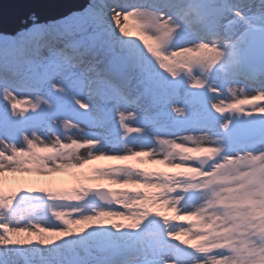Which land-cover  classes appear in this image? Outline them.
Segmentation results:
<instances>
[{"label": "rangeland", "instance_id": "obj_1", "mask_svg": "<svg viewBox=\"0 0 264 264\" xmlns=\"http://www.w3.org/2000/svg\"><path fill=\"white\" fill-rule=\"evenodd\" d=\"M240 1L243 0H178L179 7L188 8L191 13H184L190 15L186 21L161 9L162 0H89L85 10L56 22L58 30L48 29L47 23L31 22L13 36L0 33V49H8L7 59L18 61L23 76L34 83L32 92L45 94L42 98L46 101L39 105L19 103L11 96L14 92L9 84L0 77V140L7 142L15 135L22 139L19 147L8 145V151L0 150V264H112L126 252L127 245L120 243L126 240L123 230L128 221L143 220L146 232L158 235L162 229L158 214L172 210L175 197H205L203 201H208L219 189V183L231 176L244 175L237 185L252 186L247 196H238L237 210L243 222L237 226L231 223V214L223 212L224 206L219 202L212 201L214 206H208L211 212L224 219L229 228H254L252 215L264 218V134L254 141H239L230 135L235 113L264 116L263 108L251 101L240 106L233 102L220 123L227 127L221 128L218 123L217 127L212 125V130L214 147L227 144L229 150L241 145L255 148L252 159L234 157L230 165L225 161L218 168H204L197 160L208 153H196L189 158L192 169L176 173L174 185L162 180L150 184L154 172H164L153 160L158 157V150L165 159L177 158L183 152L155 141L159 139V127L165 126L161 114L169 115L173 123L185 115V124L208 125L219 115L206 109L213 92L207 80L218 79L228 90L229 84L222 77L226 71L242 67L249 76H263L249 73L242 56L245 33L259 28H244L239 18L246 12L264 14V9L261 4L257 5L259 10L232 5ZM29 20L38 19L31 15ZM169 20L182 34L193 36L200 44L212 45L198 50L190 48L183 57H173L181 35ZM213 29L221 34L215 39ZM47 36L56 42L46 45ZM94 48L101 53L107 51L112 64L88 73L84 68L89 62L83 64L81 60L85 50ZM41 49L44 55L39 59L36 54ZM110 73H121V78L130 81L147 103H156L157 118L133 109L119 92L123 86L110 78ZM194 74L198 75L193 84ZM198 77L202 82L195 84ZM179 83L190 86L179 96L174 94L173 100L182 98L183 104L167 108L162 100L164 93L173 95ZM241 83L247 84L245 80ZM247 85L252 91H264L263 83ZM200 89L207 93L204 104L194 101V94ZM112 95H116L117 101H112ZM122 107L131 111L125 113ZM81 108L86 112H80ZM132 116L140 118V123L125 122V117ZM66 124L75 128L73 136L61 131ZM181 125L184 123L169 126L181 130ZM77 129L88 134L82 135L83 131L76 132ZM57 130L63 138L56 143L43 136L44 132L55 135ZM81 141L98 143L101 148L81 150L77 147ZM135 145L137 148L129 152ZM160 146L164 147L159 149ZM115 148L125 151L123 165L112 166L106 158L107 149ZM130 153H136L139 164L135 165H140L143 172L133 171L135 161ZM91 157H95L94 161ZM103 188L108 190V196L100 194L99 198L112 197L115 207L91 203L89 194ZM78 201L84 209L103 212L77 226L80 220L73 215L79 209ZM16 217L20 226L13 227L10 222ZM107 217L117 222L116 228L113 222H107ZM114 228L116 231L111 234ZM196 228L202 232L207 226L199 223ZM261 229L264 230V220ZM187 233L194 235L189 229ZM198 234L200 241L212 236L210 232ZM259 237L264 241V233ZM174 250L179 258L185 249L180 246ZM261 255L263 246L252 247L247 253L230 252L214 264H264V260L257 259Z\"/></svg>", "mask_w": 264, "mask_h": 264}, {"label": "bare ground", "instance_id": "obj_2", "mask_svg": "<svg viewBox=\"0 0 264 264\" xmlns=\"http://www.w3.org/2000/svg\"><path fill=\"white\" fill-rule=\"evenodd\" d=\"M127 2V1H126ZM123 3H125L123 1ZM123 3L120 5L125 6ZM162 6L161 9L167 11L170 15H175L176 17L182 16L187 21L189 14L185 15L184 13H190L188 8L179 7L181 4L178 2V0H162L161 2ZM192 4H194L192 2ZM244 5L246 8L254 7V9H258L257 5L261 4L262 9H264V2L257 1L255 2L243 0L238 2H234L232 5ZM231 5V6H232ZM177 6V7H176ZM199 7V6H198ZM158 8V7H156ZM259 10V9H258ZM191 14V13H190ZM75 15V13L71 14V17ZM160 17V16H159ZM171 19V18H168ZM240 23L244 26V28H259V30L264 31V14L257 13L251 15L250 12H246L245 14L241 15ZM61 21V20H60ZM170 21V20H169ZM198 21H201L200 19ZM171 24L174 27V30L178 29L175 24L170 21ZM208 23V22H207ZM48 29H56L57 23H47ZM58 30V28H57ZM218 30H214L215 36L214 39L221 35L217 32ZM178 35H181V39L179 38L177 41V49L174 52V55H172L175 58H181L185 54L188 53V50L190 48H193L194 50L198 49H204L207 46H211L208 43L200 44L197 39H195L191 35H185L182 34V32H177ZM184 35V38H182ZM54 37V36H53ZM56 38V37H54ZM54 41V39L51 36H47L45 38L44 43L46 45H50ZM60 43V42H59ZM218 43V42H216ZM215 47H219V45H214ZM29 47V46H27ZM245 47V46H244ZM3 49H0V77L5 81V83L9 84V87L13 90V95L18 102L21 101H29L32 104H44L46 101L43 100L42 96L45 94H34L32 91H34V83L29 81L27 78L23 76L22 72V66L18 64V61L9 60L7 58L9 55L8 49L2 47ZM85 55L82 57L83 64L87 61L89 62L87 65V68H84L85 71L88 73L90 71H93L97 68H102L107 63L112 64V60L108 55V52L105 51V53H101V51L94 49H87L85 50ZM43 49L39 50L36 54L37 58H43ZM5 58V59H3ZM3 59V60H2ZM86 62V63H87ZM94 72V71H93ZM226 75L222 77L226 79L227 83L229 84L228 90L225 88V86L221 83V81H218V79L215 80H207L206 82L208 85L213 89V92L210 96V100L208 102V106L206 107L207 110L213 111L217 113L219 116L217 117V120L214 122H207L208 125H201V124H185L187 118H185V115H182L180 118L177 119L175 123L171 120L170 116L167 114H161L163 121L165 122V126L159 127L158 134L159 139L155 140L161 145H170L173 147V149H182L183 152L181 155H179L177 158L173 156H167L166 159L162 156L164 153L160 150H158V157L153 158V160H156L155 162L164 170H159L157 172H154V175L151 177L150 184L156 183L159 180H162L166 182L167 184H173L174 180L176 179V173L178 172H186L190 169H192V161L189 160V158H192L194 154L205 152L207 153L206 149L209 147H214V143L209 144H203L201 143L197 137L199 135H203L205 129L212 128V125L215 127L218 126V123L220 124L223 122V117H225L226 112L230 105L235 102L236 104L240 105H248V102L251 101L252 103L256 104L257 107H262V112H264V91H252L249 89L251 87L247 84H264V73L260 75H250L247 73V71L242 68H234L233 71H226ZM251 73V72H249ZM253 74V73H252ZM257 74V73H254ZM198 75V74H197ZM196 74L193 75V81L197 76ZM109 76V75H108ZM121 73H110V78H112L115 81H119L120 87L119 92L121 91L123 96L129 100L131 103V107L133 109H138L141 111H144L148 113L153 118H157V115L154 113L155 104L153 105L147 103L146 100H144L137 92V90L132 86V83L130 81H124V79L121 78ZM236 77V78H232ZM246 81L247 84H242L241 81ZM130 80V79H129ZM201 78L198 77L195 80V84H200ZM129 82L130 85L127 84ZM264 86V85H263ZM177 90H173V95L169 94L167 91L164 93L162 100L166 102L167 108L173 107L175 104L182 105L183 99L178 98L176 100H173L174 94L180 95V93L188 91L190 89L189 85H184L182 83L176 84ZM25 94H20L22 93ZM110 98H112V101L116 99V95H112ZM160 105V104H159ZM121 107V106H119ZM74 110H78L76 108H71ZM123 111L125 113L130 112L131 110H128L126 108H123ZM72 110V111H74ZM80 112H86V109L81 108ZM133 112V111H132ZM134 113V112H133ZM125 122L127 123H133L134 125L140 123V118L136 116L132 117H125ZM181 130L176 129L175 127H171L169 125H176V124H182ZM62 126L61 124L59 125ZM203 128V129H202ZM75 128L70 125L66 124L65 127H62L61 131H64L69 136H73V131ZM83 131L80 129H77L76 132ZM60 131H55V135H52L50 133L44 132L43 136H46V138H52L54 139L55 143L56 140L62 139V135L59 133ZM84 132V133H83ZM80 134H88L86 131H83ZM137 133H141V130H135ZM39 133H42L40 131ZM59 133V135H58ZM42 135V134H40ZM161 135L165 136L162 137ZM191 137V139H184L183 143L179 142V138L184 137ZM22 142V139L18 137L17 135L12 136L7 139V144L14 145L16 147H19ZM71 146H75L73 142H71ZM77 147L81 150L84 149H100L101 146L98 145V143L94 142H80L77 144ZM164 146H160L159 149H161ZM137 148V145L133 146L131 149L129 148V152L132 151V149ZM126 150V149H125ZM164 150V148H163ZM255 151V148H246L241 145L240 148H235L229 150V153L227 156L219 158L217 167H220L222 163L225 161L228 162V165L232 164L234 157L235 158H248L252 159L253 156L251 155ZM106 158L111 161L112 166H118L123 165L126 160L123 158L122 155L125 154L124 149L118 148L116 150L113 149H107L106 152ZM123 153V154H122ZM131 154V160H133V171L139 172L144 171L139 164L138 158L133 154ZM139 155V154H138ZM141 155V152H140ZM148 155H150V152H148ZM153 156V155H151ZM162 157V158H161ZM94 161L95 157H91ZM141 164V163H140ZM106 174H108L106 172ZM244 178V175H238L228 177L227 179L223 180L219 183V186L214 194L208 198V201H203L205 197H201L202 199H199V197L194 198H187V197H175L176 203L173 205V209L165 214H158V220L161 221V232L158 235H154L151 233L146 232L145 229V223L143 220L139 219H133L131 221H128L127 228L123 230L124 238L126 240H121L120 245L125 246L124 249L126 252L122 254L117 260L112 262V264H214L216 261H218L220 258L225 257L230 252H241L244 251L247 253L250 248L252 247H264V241H262L259 237L260 234L264 233V230L261 229L262 222L264 220L263 216H257L252 215L251 220L255 222V227L251 228L250 226H247L246 228H229L227 224H225L224 219H220L217 216H215L210 208H208L209 205H213L212 201L222 203L224 206L223 212H228L232 216L231 223L234 225H238L240 222H243V217L241 214H238L237 208L240 206V202H238L239 197H245L249 193L252 192V186L251 184L247 183L244 186H238V182L242 181ZM256 184H260V182H256ZM136 193V191H135ZM239 196V197H238ZM76 205L78 206V210L74 213L73 218L79 219L77 221L76 225H82L85 221H89L93 215H99L101 210H88L84 209V204H82L80 201L76 202ZM242 205V203H241ZM19 217L14 218L10 225L13 227L20 226V221L18 219ZM112 217H107V222H113L115 224L116 228V221H111ZM40 220V219H38ZM262 220V221H261ZM199 223H204V225L207 226V228L204 229L206 232L211 233V237L203 239V241H200L198 237V233L205 234L206 232L202 231L199 232V230L196 228V225ZM118 225V224H117ZM112 229L110 231L111 234H114L116 229ZM191 230L194 235H189L187 233V230ZM2 239V238H1ZM250 241L249 243H247ZM87 244V243H86ZM209 245L206 247V245ZM183 247L185 250L182 254H179V258L175 255V248L177 247ZM258 260H264V255L257 256Z\"/></svg>", "mask_w": 264, "mask_h": 264}, {"label": "water", "instance_id": "obj_3", "mask_svg": "<svg viewBox=\"0 0 264 264\" xmlns=\"http://www.w3.org/2000/svg\"><path fill=\"white\" fill-rule=\"evenodd\" d=\"M89 0H0V33L13 36L22 28L28 27L31 22L53 23L65 19L70 14L83 11L87 8ZM31 15L37 21L29 20ZM243 43L246 50L243 53L245 65L251 71L264 72V31L249 30L246 32ZM206 90H197L195 101L204 104ZM264 134V116L259 113L245 114L237 112L233 118L231 135L239 141H254ZM204 159V158H201ZM204 165L203 167H207ZM100 194H107V189H94L89 194L93 205L106 208L116 206L112 197L101 200Z\"/></svg>", "mask_w": 264, "mask_h": 264}, {"label": "clouds", "instance_id": "obj_4", "mask_svg": "<svg viewBox=\"0 0 264 264\" xmlns=\"http://www.w3.org/2000/svg\"><path fill=\"white\" fill-rule=\"evenodd\" d=\"M220 127L226 128L227 125L222 123L220 124ZM213 135H214L213 130L211 128H208L204 131V134L199 135L197 139L203 144L211 145L214 143ZM184 139H191V137L189 136V137L179 138V142L183 143ZM0 150H3V151L9 150L8 144L3 140H0ZM206 151L208 155L204 159H198L197 164L201 167H203L204 165H208L209 168H216L219 158H222L228 155L229 147L227 144H222L216 147H209L206 149Z\"/></svg>", "mask_w": 264, "mask_h": 264}]
</instances>
